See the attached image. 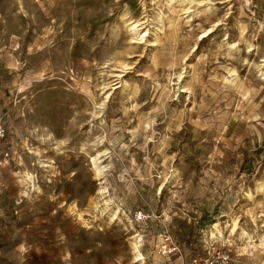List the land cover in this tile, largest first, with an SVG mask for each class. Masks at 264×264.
I'll use <instances>...</instances> for the list:
<instances>
[{
	"label": "rangeland",
	"instance_id": "374dc122",
	"mask_svg": "<svg viewBox=\"0 0 264 264\" xmlns=\"http://www.w3.org/2000/svg\"><path fill=\"white\" fill-rule=\"evenodd\" d=\"M262 59L264 0H0V264H264Z\"/></svg>",
	"mask_w": 264,
	"mask_h": 264
},
{
	"label": "bare ground",
	"instance_id": "6f19581e",
	"mask_svg": "<svg viewBox=\"0 0 264 264\" xmlns=\"http://www.w3.org/2000/svg\"><path fill=\"white\" fill-rule=\"evenodd\" d=\"M193 0H189V2H192ZM200 3V2H199ZM144 21H140V20H130L127 24L128 28H129V31H131L132 33V37L131 38H135V41H140L141 39L144 38L146 32H147V29H145V27H143L142 29H137L138 26L142 25ZM211 29H207V32L205 33H201V36H204L206 35ZM146 40V39H145ZM264 60V59H262ZM262 66H264V64H261ZM119 66V65H117ZM120 66L121 68L120 69H125L127 67V64L124 63V62H120ZM260 66V65H259ZM119 69V70H120ZM259 75H263L262 78H264V69L260 71V74ZM119 76H123L121 75L120 73L117 74V77L119 78ZM177 79H181V74L179 73L177 76ZM107 86H105V84H103L102 86V89L104 90L102 94H105V98L108 97L109 95V92H107L105 90ZM184 90V89H183ZM182 90V91H183ZM103 98L102 100L100 101H96V105L97 106H94L95 108L98 109V111H101V108H102V105L104 103V99ZM103 110V109H102ZM99 113V112H98ZM32 151V150H30ZM32 153V152H31ZM108 154V151L107 149L102 151L101 153H99L96 157H93L92 159V164H93V168H94V171L96 173V175L101 178L104 176V172L106 170V164H101V162L103 161L104 159V156ZM42 166H50V164H44L42 163L41 164ZM26 180L29 181V182H33V175L30 173V172H26ZM263 185H260L259 188H262ZM38 189V186L36 187ZM263 190V189H262ZM98 192L100 193V196L102 197V200L104 203H107L109 202L111 199L110 198H104V194L107 192L106 190V187L105 186H100L99 189H98ZM248 194V193H247ZM251 195V194H250ZM119 211H122L121 209H119L118 211H114L112 213V217L116 218L117 217V212ZM218 221V220H217ZM213 229L220 234V230H219V222H215L213 224ZM212 229V230H213ZM237 230V223L236 221H233V225H232V232H235ZM214 233V232H213ZM246 237H248V235H246ZM133 239L134 241L131 242V249H132V253L134 255V258L135 260L137 261H141L143 262V259H144V256L141 252V249L140 247L142 246L143 244V239L141 238V235L140 234H136L133 236Z\"/></svg>",
	"mask_w": 264,
	"mask_h": 264
},
{
	"label": "built area",
	"instance_id": "2783aa9c",
	"mask_svg": "<svg viewBox=\"0 0 264 264\" xmlns=\"http://www.w3.org/2000/svg\"><path fill=\"white\" fill-rule=\"evenodd\" d=\"M6 137V129L0 123V141ZM162 247L165 251L171 252L175 249L172 243V233L166 232L164 238L162 239ZM231 255L230 252L223 247H213L211 248L204 257H193L189 264H230Z\"/></svg>",
	"mask_w": 264,
	"mask_h": 264
}]
</instances>
